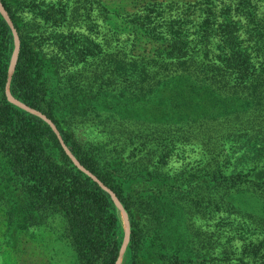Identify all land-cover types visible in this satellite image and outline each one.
<instances>
[{"label": "trees", "instance_id": "obj_1", "mask_svg": "<svg viewBox=\"0 0 264 264\" xmlns=\"http://www.w3.org/2000/svg\"><path fill=\"white\" fill-rule=\"evenodd\" d=\"M77 2L0 0L12 22L0 9L1 227L24 235L16 246L28 264H216L215 236L157 166L184 142L182 119L222 117L192 97L204 69L187 54L133 62L109 54L73 31L85 16ZM9 83L25 108L8 98ZM111 192L130 223L124 254Z\"/></svg>", "mask_w": 264, "mask_h": 264}, {"label": "rangeland", "instance_id": "obj_2", "mask_svg": "<svg viewBox=\"0 0 264 264\" xmlns=\"http://www.w3.org/2000/svg\"><path fill=\"white\" fill-rule=\"evenodd\" d=\"M75 1L85 16L73 31L109 54L132 62L187 54L204 69L200 92L192 97L204 99L222 117L182 119L186 126L177 138L184 142L176 144L167 164L158 163V171L185 193L199 228L215 236L216 264H264V0ZM52 32L45 29L42 37ZM15 36L11 74L20 45L16 31ZM125 91L134 98L135 89ZM7 94L24 107L8 89ZM24 240L0 225V264H28L25 247L16 246Z\"/></svg>", "mask_w": 264, "mask_h": 264}, {"label": "bare ground", "instance_id": "obj_3", "mask_svg": "<svg viewBox=\"0 0 264 264\" xmlns=\"http://www.w3.org/2000/svg\"><path fill=\"white\" fill-rule=\"evenodd\" d=\"M0 9L4 12L1 3H0ZM13 69H14V66H13ZM114 198H115V201L117 203L118 209L120 210L121 216H122L123 221H124V225H125V229H126V233H127V241H128V237H129V233H130V226H129V223H128L129 219H128V216L126 214V211H124L125 209L122 208V206L120 205V202H118V200H117V198L115 196H114Z\"/></svg>", "mask_w": 264, "mask_h": 264}, {"label": "water", "instance_id": "obj_4", "mask_svg": "<svg viewBox=\"0 0 264 264\" xmlns=\"http://www.w3.org/2000/svg\"><path fill=\"white\" fill-rule=\"evenodd\" d=\"M16 51H17V47H16ZM15 55H16V52H15ZM15 55H14V58H15ZM14 58H13V61H14ZM10 84L11 83H9V85H8V91H9V93H10V95H11V92H10ZM11 97H12V95H11ZM112 194H113V192H111ZM116 197V195L115 194H113V197ZM117 198V197H116ZM117 200H118V198H117ZM119 201V200H118ZM120 202V201H119ZM122 205V204H121ZM123 206V205H122ZM124 208V207H123ZM125 209V208H124ZM126 211V210H125ZM127 213V212H126ZM127 216H128V214H127ZM129 226H130V223H129ZM130 231H131V229H130ZM129 238H130V233H129V237H128V241H127V234H126V240H125V246H124V249L126 250V248H127V246H128V243H129Z\"/></svg>", "mask_w": 264, "mask_h": 264}]
</instances>
